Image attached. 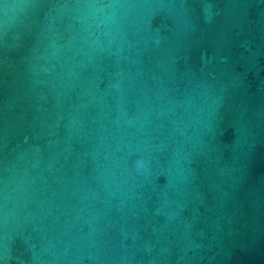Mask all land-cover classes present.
<instances>
[{"label":"water","instance_id":"1","mask_svg":"<svg viewBox=\"0 0 264 264\" xmlns=\"http://www.w3.org/2000/svg\"><path fill=\"white\" fill-rule=\"evenodd\" d=\"M0 264H264V0H0Z\"/></svg>","mask_w":264,"mask_h":264}]
</instances>
